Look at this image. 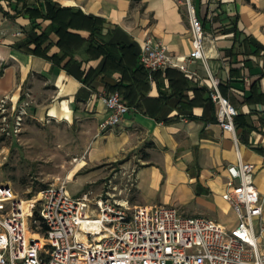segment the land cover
I'll return each instance as SVG.
<instances>
[{"label": "crops", "instance_id": "0c3cea01", "mask_svg": "<svg viewBox=\"0 0 264 264\" xmlns=\"http://www.w3.org/2000/svg\"><path fill=\"white\" fill-rule=\"evenodd\" d=\"M190 1L203 24L205 62L189 59L184 0H0V99H8L12 124L28 91L31 118L83 125L82 163L121 162L136 193L131 206L165 205L233 228L238 217L222 196L228 165H254L264 210V0ZM53 4L63 9L56 21L36 11L45 14ZM86 16L103 20L93 39ZM149 37L194 74L169 67L168 75L149 73L124 88L130 111L120 124L101 130L109 115L101 95L130 81L114 64L105 68L107 57L93 55V43L112 45L115 52L126 45L122 63L134 64ZM36 38L48 57L31 51ZM54 54L64 55L61 63L49 58ZM210 76L237 109L235 134L216 118Z\"/></svg>", "mask_w": 264, "mask_h": 264}, {"label": "built area", "instance_id": "2783aa9c", "mask_svg": "<svg viewBox=\"0 0 264 264\" xmlns=\"http://www.w3.org/2000/svg\"><path fill=\"white\" fill-rule=\"evenodd\" d=\"M192 36L189 59L206 61L205 35L190 0H184ZM140 63L150 73L178 67L161 43L147 38ZM216 118L224 130L235 134L237 109L218 89L219 80L209 77ZM13 114L12 133H18L32 103L30 92ZM109 115L101 130L120 124L130 106L119 92L101 95ZM0 121L10 133L7 97L0 99ZM227 189L238 223L227 228L202 216H183L165 205L131 206L112 195L90 202L72 196L64 182L40 191L37 199L20 197L0 183V264H264L263 198L254 185V165L239 160L226 168ZM32 233L38 235L33 236Z\"/></svg>", "mask_w": 264, "mask_h": 264}, {"label": "rangeland", "instance_id": "374dc122", "mask_svg": "<svg viewBox=\"0 0 264 264\" xmlns=\"http://www.w3.org/2000/svg\"><path fill=\"white\" fill-rule=\"evenodd\" d=\"M28 114L18 133H12V122L10 133L3 131L5 126L0 121V183L11 186L22 198L37 199L33 216L38 214L40 191L61 182L72 196L90 202L108 195L128 199L130 204L136 199L133 180L120 170L121 162L97 167L82 163L83 125L35 120Z\"/></svg>", "mask_w": 264, "mask_h": 264}, {"label": "trees", "instance_id": "16d2710c", "mask_svg": "<svg viewBox=\"0 0 264 264\" xmlns=\"http://www.w3.org/2000/svg\"><path fill=\"white\" fill-rule=\"evenodd\" d=\"M63 10L60 6H58L57 4H53L52 6H48L47 8V12L45 14H43L42 12H40L39 10H36L38 12V14H40V16L45 17V18H51L54 19L55 21L58 20L57 16L59 15V11ZM78 14V13H76ZM92 23L93 25V29L92 32L90 34L89 39H93L92 37L94 36V34L98 31L101 30V27L103 25V20L101 18L98 17H94V16H86ZM60 22V21H59ZM70 24V23H68ZM203 25V24H202ZM59 31V30H58ZM72 36H76V35H72ZM36 42V46L34 49H32L31 51H33L34 53H41L42 55H44L45 57H48L45 53L44 50L41 49V44H42V39L40 38H36L34 40ZM94 41V40H93ZM60 45H61V49L64 50V53L68 52L70 49L69 45L64 44V42L60 41ZM92 48L95 50L93 51L94 54L93 55H101V54H105L107 57L106 60V64H105V68L108 67L111 64H114L115 67L119 68L122 72L123 75V79L127 77V79H129L130 83L127 85L124 84H116L113 89L108 92V93H112V92H119V94L124 98V100L126 101V103L130 106L133 103L128 101L126 99V92L123 91V89L125 88H132V86H134L136 83H139L140 80H144L149 76V71L140 63V60L136 61L134 64H126V63H122V50H126L128 49L126 45H121L119 46V49H117L118 51L115 52L113 51L114 46L112 45H108V44H100L98 42H94L92 45ZM62 57H64V55L62 56H58L57 54L52 55L51 58L53 61L57 62V63H61V59ZM170 68H166L164 70H157L155 72H153V76H156L157 73H162V74H167L169 73ZM187 81H188V77L186 76V74H183V86L182 87H187ZM173 94H181L179 92H173ZM144 92H141V96H144ZM164 98H162L161 100H163ZM137 106H139V104H137ZM237 118V117H236ZM235 118V122L236 119ZM262 150V149H260Z\"/></svg>", "mask_w": 264, "mask_h": 264}, {"label": "bare ground", "instance_id": "6f19581e", "mask_svg": "<svg viewBox=\"0 0 264 264\" xmlns=\"http://www.w3.org/2000/svg\"><path fill=\"white\" fill-rule=\"evenodd\" d=\"M32 235H33V236H36V237H38V235H37V234H35V233H32Z\"/></svg>", "mask_w": 264, "mask_h": 264}]
</instances>
